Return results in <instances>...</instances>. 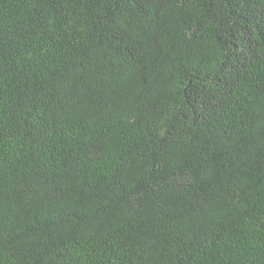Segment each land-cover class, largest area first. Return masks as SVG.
Listing matches in <instances>:
<instances>
[{"label": "trees", "instance_id": "1", "mask_svg": "<svg viewBox=\"0 0 264 264\" xmlns=\"http://www.w3.org/2000/svg\"><path fill=\"white\" fill-rule=\"evenodd\" d=\"M0 264H264V0H0Z\"/></svg>", "mask_w": 264, "mask_h": 264}]
</instances>
